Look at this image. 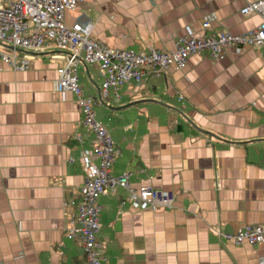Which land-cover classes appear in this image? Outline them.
Instances as JSON below:
<instances>
[{"label": "crops", "instance_id": "obj_1", "mask_svg": "<svg viewBox=\"0 0 264 264\" xmlns=\"http://www.w3.org/2000/svg\"><path fill=\"white\" fill-rule=\"evenodd\" d=\"M251 1L81 0L64 22L89 21L90 37L108 47L171 51L186 25L195 35L254 28L261 16L240 13ZM62 61V52L45 50L25 70L0 62L1 264H85L78 241L64 235L62 203L77 199L78 152L93 135L75 96L56 89ZM76 76L96 98L97 63L78 62ZM118 92L93 108L116 150L111 173L128 171L131 187L171 190L174 200L132 210L122 188L101 195V264H261V245L223 241L211 227L233 233L264 225V51L191 55Z\"/></svg>", "mask_w": 264, "mask_h": 264}, {"label": "built area", "instance_id": "obj_2", "mask_svg": "<svg viewBox=\"0 0 264 264\" xmlns=\"http://www.w3.org/2000/svg\"><path fill=\"white\" fill-rule=\"evenodd\" d=\"M80 1L0 0V62L13 70H25L37 52L54 50L63 53V61L55 68L56 89L75 96L81 125L93 135L91 147L78 152L83 180L77 199L62 203L67 209L64 235L78 241L85 264H101L105 258L100 255L96 240L100 210L98 198L101 195L122 188L126 191L130 209L154 211L171 207L174 192L155 189L147 184L133 188L129 184L128 171L117 175L111 173L116 150L107 128L94 116V105L100 104L108 94L118 98V89L123 84L139 85L148 77L158 76L171 67H182L191 55L206 52L210 57H216L226 48L242 46L264 51V0L251 1L240 8L241 14L258 13L261 16V21L254 28L238 34L222 30L195 35L186 25L184 35L174 42L171 51L121 49L93 40L89 21L76 18L70 25L64 22V12L74 10ZM201 25L203 29L208 26L207 22ZM18 50L20 54L17 55ZM80 61L98 65L101 83L96 98L85 95L78 86L76 68ZM75 138L79 139L76 135ZM211 228L223 241L236 245H261L263 254L259 262L264 264V225L244 224L233 233L221 232L217 226Z\"/></svg>", "mask_w": 264, "mask_h": 264}]
</instances>
